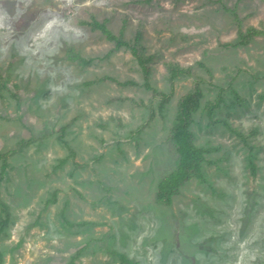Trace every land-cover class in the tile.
I'll return each mask as SVG.
<instances>
[{
  "label": "rangeland",
  "instance_id": "rangeland-1",
  "mask_svg": "<svg viewBox=\"0 0 264 264\" xmlns=\"http://www.w3.org/2000/svg\"><path fill=\"white\" fill-rule=\"evenodd\" d=\"M0 202V264H264V0H0Z\"/></svg>",
  "mask_w": 264,
  "mask_h": 264
},
{
  "label": "trees",
  "instance_id": "trees-1",
  "mask_svg": "<svg viewBox=\"0 0 264 264\" xmlns=\"http://www.w3.org/2000/svg\"><path fill=\"white\" fill-rule=\"evenodd\" d=\"M94 26L100 29L108 38L117 40L118 45L124 44L116 37H114L111 33H109L104 25L95 22ZM258 34L261 33L257 32L254 29H251L246 35L241 34V37L246 43ZM133 52L136 55L144 74L148 78V60H144L139 57L136 50H133ZM168 69L170 72V81L172 83L175 82L181 75L191 76V71L189 69H182L176 65L169 64ZM200 85L201 83L197 82L196 88L182 99L176 118V124L172 129V140L177 148L179 161L177 168L160 182L157 192V201L166 206H172L173 198L180 193V189L191 179L195 178L200 182H205L203 174V164L208 162L206 159V154L209 152V150L202 149L195 144L194 135L190 130V122L192 120L193 114L200 107L202 98ZM146 88H150L148 82L146 83ZM164 99H167V97L164 96ZM212 109L213 108L210 109L211 113ZM232 131L241 139H245L244 136L238 133L236 130L232 129ZM251 166L253 169L255 168V165L253 163H251ZM2 208L3 210L6 209L4 205H2ZM67 224L70 227H74L83 226L87 223L79 225H74L71 223Z\"/></svg>",
  "mask_w": 264,
  "mask_h": 264
}]
</instances>
